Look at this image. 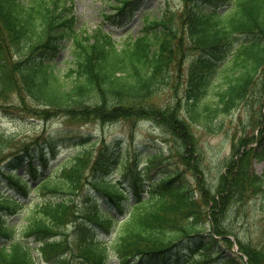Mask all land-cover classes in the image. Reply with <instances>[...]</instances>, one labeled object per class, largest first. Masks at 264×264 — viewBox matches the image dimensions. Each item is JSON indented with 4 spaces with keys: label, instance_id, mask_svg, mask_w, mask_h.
I'll return each instance as SVG.
<instances>
[{
    "label": "trees",
    "instance_id": "obj_1",
    "mask_svg": "<svg viewBox=\"0 0 264 264\" xmlns=\"http://www.w3.org/2000/svg\"><path fill=\"white\" fill-rule=\"evenodd\" d=\"M182 3L166 2L145 16L138 35L117 40L103 23L78 29L73 0H0V108L15 97L17 110L43 118H148L181 150L176 160L157 147L122 155L118 141L95 154L96 141L83 136L79 150L52 165L47 151L1 130L0 184L16 193L0 187V264H38L32 240L48 264H264V243L240 239L228 218L247 192H264V172L253 166L264 159V127L242 139V149L233 147L213 189L203 184L194 135L196 126L219 131L215 121L256 86L253 104L264 110V0ZM107 4L122 19L142 0ZM167 86L174 98L153 101ZM263 110L255 126L264 124ZM253 140L257 146L248 145ZM28 159L29 179L16 172ZM116 170L120 178L110 177ZM33 194L41 197L36 211L22 215Z\"/></svg>",
    "mask_w": 264,
    "mask_h": 264
},
{
    "label": "rangeland",
    "instance_id": "obj_2",
    "mask_svg": "<svg viewBox=\"0 0 264 264\" xmlns=\"http://www.w3.org/2000/svg\"><path fill=\"white\" fill-rule=\"evenodd\" d=\"M74 12L77 16V27L80 30L92 31L103 19H105L104 30H112L115 38L118 40L124 34L131 33L138 35L144 25V18L147 15H156L160 13V7L168 2L175 9L182 7V0H142V5L130 14L128 18L120 21L119 18L114 19L111 6L106 4L107 0H74ZM111 1V0H109ZM109 17V19H106ZM104 21V20H103ZM194 52H190L187 56L186 65L191 61ZM66 58V54L61 60ZM186 74L179 80L181 88L179 95L184 93V82ZM180 86V85H179ZM261 89L256 88L251 92L247 101L243 102L236 110L226 114L215 124L222 123L219 131L209 132L201 126L194 128V135L197 137L198 151L200 153L199 164L202 167L201 176L204 186L214 188L218 182L221 171L224 170L226 160L235 153L233 147L243 148L246 142L242 139L249 138L252 133L258 134L260 127L254 125L260 110H263L259 101L253 104L252 99H258ZM173 87L167 86L152 98L158 104L164 103L168 99L175 96ZM12 101H8L7 108H0V131L4 130L8 133H16L17 138L27 140L30 144L44 141L46 149H49V143L55 144L56 155L49 152L52 163H60L68 155H71L77 148V137L90 136L94 144L95 153L98 154L100 149L105 145L112 144L115 140L123 139V149L126 148L127 153L135 145H140L145 149L159 148L163 151L165 158L171 160L175 156V160L180 156V144L174 140L171 133L163 128L159 123L151 121L147 118L141 119H116L107 121H79L69 119L66 115H56L49 118H43L35 114H28L17 109V100L12 97ZM3 103V101H2ZM36 111L40 112L38 104ZM264 111V110H263ZM62 135L66 138H62ZM68 135V136H66ZM242 140L243 142H241ZM259 141H251L250 146L258 145ZM264 144V142H263ZM247 145V146H248ZM264 146V145H263ZM145 147V148H144ZM35 149V148H34ZM125 153V152H124ZM178 157H177V156ZM55 157V158H54ZM194 157V156H193ZM174 162V159H173ZM26 168L27 163L24 164ZM182 166L183 163H181ZM253 166L257 173L264 172V159L254 160ZM184 168V167H183ZM187 169V168H186ZM25 169H19L18 173L23 174ZM25 174V173H24ZM186 174L193 179L191 169L186 170ZM112 176L118 177V172L112 173ZM29 178V176H27ZM3 190L15 192L7 182L1 185ZM231 207L228 218L233 223V231L237 236L245 242H253L255 244L264 243V192L254 196H248ZM41 200L40 194H33L28 200V205L24 207L22 215L35 212L37 203ZM100 204L104 202L100 200ZM235 204V203H234ZM69 221H72V217ZM69 224V223H68ZM68 231L72 232L73 228L68 227ZM66 229V226L63 227ZM234 238V237H233ZM236 240V239H235ZM34 246V255L39 264H47L38 250L37 241H32Z\"/></svg>",
    "mask_w": 264,
    "mask_h": 264
}]
</instances>
